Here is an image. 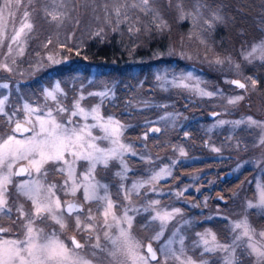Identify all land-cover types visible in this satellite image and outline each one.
I'll return each mask as SVG.
<instances>
[{
  "label": "rangeland",
  "instance_id": "rangeland-1",
  "mask_svg": "<svg viewBox=\"0 0 264 264\" xmlns=\"http://www.w3.org/2000/svg\"><path fill=\"white\" fill-rule=\"evenodd\" d=\"M37 1L0 0V115L15 121L18 113L25 111L26 117L38 124L39 137L30 146L24 143V153H32V148L38 151L35 158L32 156L37 169L50 159L55 162L56 188L62 190L64 198L59 192L52 193L43 175L24 182L20 196L32 198L36 215L25 222L28 234L0 237V264H264V223L258 224L259 216H264V90L246 73L258 65L260 69L264 62V0L253 17L263 35L236 46L231 38L220 37L222 33L216 39L218 24L226 23L227 17L205 0H145L139 4L137 0H103L96 15L85 14L91 17L87 25L78 2L75 19L62 17L64 24L71 19L75 23L73 29L59 24V33L67 30L69 39L86 26L98 31L99 24L111 22L134 24L139 41L151 36L148 31H139L150 28V23H160L162 29H153L159 35L164 34V28L170 31L171 42L164 50L153 51L152 56L172 61L153 67V82L145 86L149 73H140L138 67L133 70L137 82L123 109L148 113L142 121L147 128L141 137L133 138L127 134L133 123L114 107L118 102L115 84L99 78L97 69L73 95L59 79L51 85L41 82L37 92L25 91L22 84L59 63L69 66L75 52L68 44L53 46L39 55L43 43L39 34L42 29H52L54 23L42 28L40 21H35ZM63 1V7L70 3ZM186 19L191 22L190 29L181 28L180 22ZM232 32L230 37L236 34ZM20 58L26 62L18 63ZM180 61L184 66L178 68ZM232 77L247 82L248 95L230 83ZM154 107H159L158 111H152ZM219 110L221 114L211 119V112ZM198 123L208 144L200 152L190 151L183 140L192 135L188 127ZM154 124L162 128L159 136L149 133ZM9 138L5 143L0 140V163L5 149L19 146ZM202 158L214 160L195 172L194 180L210 173L219 179L230 172L243 177L234 191L214 192V197L228 195L227 205L218 200L209 206L208 193L201 199V206L213 207L210 217H227L228 239H224L221 227L218 231L195 222L199 217H193V211L161 199L173 193L175 200L190 208L196 205L185 194L193 183H165L174 177L179 162ZM135 164L154 165L148 175L140 176L137 171L141 169ZM114 178L120 198L113 193ZM143 191L146 195L140 200L137 196ZM4 199L0 197V213ZM70 200L84 203L86 211L67 214L64 203ZM21 202L25 201L18 199L16 206L24 207ZM3 223L0 217V226ZM7 225L9 232L14 231L11 223ZM71 236L82 245L76 247ZM148 242L158 251L157 260L149 257Z\"/></svg>",
  "mask_w": 264,
  "mask_h": 264
},
{
  "label": "trees",
  "instance_id": "trees-1",
  "mask_svg": "<svg viewBox=\"0 0 264 264\" xmlns=\"http://www.w3.org/2000/svg\"><path fill=\"white\" fill-rule=\"evenodd\" d=\"M67 1L68 0H66V2ZM141 1L145 3V0H137L136 2L139 4ZM205 1H209L210 4L216 8V10H222L225 13V17H227L225 19L226 23L220 22L218 24L219 26L215 33L216 39L219 37V33H222L220 34V37L225 35L227 37V41L231 38L230 40H232V43L236 46L240 43H247V40L249 41L254 37V39L257 37L260 38L263 35L260 30L261 28H257L253 19L254 14H257L261 9L263 0ZM78 2L83 14L84 25H87L89 18H91L85 17V14L96 15L99 11L97 7H99L101 3H104L103 0H70V3L67 4L66 7H63V0H38L34 4V13L37 16H35V21H40L38 23H41L42 28H44L47 24L50 25L51 23H54V27L52 29H42L39 34L40 36L38 38L43 42L42 48L40 49L42 52L39 55H44L45 52L51 50L53 46H66L68 44L73 46L72 49H75V52H73L74 56L69 66L63 62L57 64L54 68L41 72L39 71L38 74L31 78L29 82L22 84L24 85L23 88L28 92H37L41 82H46L51 85L56 81V79H59L65 86H67V89L71 91V95H73L77 92L81 83L88 82L91 72L94 69H97L99 78L102 77L103 79L109 80L110 83H114L116 86V98L118 102L114 104V107L115 105H118V110L124 112L123 115L125 116L126 121L133 123L132 126L128 127V136L130 138H133V136L141 137L142 131L147 128V126L142 125V121L147 118L148 113L145 110L140 109H131L129 111H125L123 109L124 105L128 104V99L132 95L131 93L137 82V78L133 73V70L135 67H138L140 73L144 74L145 72H148L149 76L151 74V79L149 76L147 77V80L144 83L145 86L149 84L148 82H150V80L153 82V67L155 65H164V62L170 63L172 61L169 59V61H164V57L160 58V60H155L152 56L153 51L158 49L164 50V48L171 42L170 31H165L164 28V34L159 35L158 33L160 32L153 29H160V23H150V28L146 26L143 30L139 28V31H148L151 33V36L143 38L142 41H139L140 39L135 36L137 31L134 30V24L129 23L127 25L125 22L118 26L116 22H111L99 24L100 29L98 31L95 30V28L86 26V29H80L78 32L79 34H76L74 39H69L68 37L70 36H68L67 30H65L63 34L59 33L61 26L59 24H64V22H62V17L64 16H71L75 19V7ZM190 2H192V0L189 1V3ZM101 6L103 7V4ZM106 9L111 15L115 14V10L113 8L107 7ZM146 15L147 18H152L151 13L147 12ZM53 17H55V20ZM72 22L73 19H71L67 24H64L66 29L74 28L75 23ZM177 23H179V20ZM137 24H139V22ZM180 25L182 29H190L191 22L186 19L185 21L180 22ZM46 29H49V26H47ZM232 31L236 34H233L234 36L230 37V33ZM34 42L31 47H33ZM60 48L63 50V47ZM58 50H55V52H60ZM32 51L33 50L29 52V55L32 54ZM63 56L65 55L63 54ZM24 58L27 60L26 56H24ZM24 58H20L18 63H25L26 61ZM178 63V68L184 66V63L181 61ZM257 67H259V65ZM255 71H258L257 76L254 74ZM248 73L251 74L252 78L258 83L261 87L260 89L264 90V62L260 69L252 68ZM23 75L20 74V76ZM221 83H223V81H221ZM95 85L96 84H94V86ZM223 85H226V83H223ZM87 86V88H89V84ZM158 109L159 107H154V109L152 108V111H158ZM188 129L191 130L192 137L189 140L184 139V143L190 151L191 149H195L200 152V149L205 148L206 146L204 142L205 133L200 126V123L190 125ZM241 132L244 133V130H241ZM223 135L224 134H221V137ZM216 137H218V135ZM212 160L214 159L206 160L205 158H202L193 160L192 162H179L176 166L174 177L165 183L169 184L175 180H178L177 186L193 183V188L185 194L189 200L196 201V205L190 208L188 204L181 202L180 200H175L173 193H168L165 197L162 196L161 199L164 200L166 204H171L172 201H176L179 205L185 207L187 211H193L191 212L192 216L195 218L199 217V219H195V222H199L200 224L213 229L216 228V230L221 227V231L225 236L224 239H228L230 235V229L228 227L229 220L227 217H221L219 215H213L210 217V209H213V207L208 208V205H212L213 201H218L213 195L214 192H224L228 190H231V192L234 191L239 186L240 182L243 183V177H234L232 180L222 181L215 176L216 174L214 175V173H210L209 175L202 176L201 178L198 177L194 180L193 176L195 175V172L206 168ZM153 165L149 167L145 165V167H143L140 164L139 166L136 165L137 168L141 169L140 171H137V173L141 174L147 172L153 167ZM207 193L209 194L210 203L203 207L201 206L202 194L206 195ZM225 193L230 194L228 192ZM140 200L144 199L141 198ZM229 200L225 203V205L230 203ZM238 204L239 202L236 205ZM259 217L262 219H260V223H258V221L257 223H264V216Z\"/></svg>",
  "mask_w": 264,
  "mask_h": 264
},
{
  "label": "flooded vegetation",
  "instance_id": "flooded-vegetation-1",
  "mask_svg": "<svg viewBox=\"0 0 264 264\" xmlns=\"http://www.w3.org/2000/svg\"><path fill=\"white\" fill-rule=\"evenodd\" d=\"M256 69H258V67ZM246 73H248V72H246ZM254 74L257 76L258 71H255ZM248 75H250L252 77L251 74L248 73ZM234 79H240L243 82H245V84L247 82L244 81L243 79H241L240 77H232L231 81H230V83L232 85L236 86L238 91H242L248 95V88H247L248 85H246L245 87H239L238 85L233 83ZM232 85H230L231 86L230 88H232ZM247 95H246V97H247ZM115 107H116V110H118V105H115ZM216 112H219V113L213 118L210 117L211 119H214L221 114L220 110L216 111ZM212 113H214V111L211 112V114ZM18 114L20 115V117L17 118V120H15V121H8V118L5 114L0 115V140H1V142L5 143V141H8L7 139H10L9 137H12L14 139L12 141L19 142V144L16 143V145H19L18 147L13 146L7 152L5 149L4 153H6V154L1 156L4 159L0 163V197H2V198L5 197V199L1 203L2 213H0V217H1L2 222H4V223L0 226V237L5 236V235L6 236L11 235L14 237H18L20 235V233H23V232L25 234L29 233L28 226L25 224V222L26 221H32V219L36 215V211H35V208L33 207L34 203H33L31 197L24 196V195L20 196V192H19L20 187H22L25 184L24 183L25 181H29V180H32L35 178L39 179L43 175L44 183L47 182L46 185L48 187L51 186L52 193L55 195V193L59 192L60 196L62 198H64V193L62 192V190L60 188H56L57 169H56V165L54 164L55 162L52 159H50L47 161L46 165H43L42 167H39L37 169L34 166L33 159L37 155L38 151L35 150L34 148H32L30 150V151H32V153H30V152H26L27 154L24 153L25 152L24 147H23L24 143L28 146H30V144H34L36 138L39 137L40 128H39L38 124H36L32 120H29L26 117L28 114L25 113V111H22ZM68 119H70V117L69 118L67 117V119H66L67 121H70ZM18 124H19V126H18ZM191 137H192V135L190 136V138ZM207 144H208V142H207ZM207 144H206V146H207ZM13 145H15V144H13ZM32 156L34 157L33 159H32ZM130 160H132V158ZM214 162L220 164V163H223L224 161H214ZM143 163H145V162H143ZM151 169L148 170L147 172L141 173L140 176L148 175L150 173ZM234 177H235V174L233 173L232 176L223 175L220 179L222 181H227V180H232ZM112 187H113V191H114L113 193L115 194V197L117 196V198H120L118 196V194L120 193V191H118L119 190L118 189L119 183L117 182V180L115 178L112 181ZM219 192L221 193L223 191H219ZM145 195H146V191L145 192L143 191L140 194H138V198L139 199L144 198ZM199 195H201V194H199ZM215 198H216V200H219L223 203H227L228 200L230 199L229 196L224 195V194L223 195L219 194ZM18 199L25 201L24 204H23V202H21L24 205V207L20 208V207L16 206V204L18 203ZM62 201H63V199H62ZM72 201L82 203V202L77 201V200H70L68 202H65L64 203V210L69 215L74 214V212L68 213L66 210V205H67V203L72 202ZM82 204L84 205V209L79 210L80 212L81 211L84 212L87 209L86 205L84 203H82ZM45 211H46V209L44 210V212ZM79 211H75V212H79ZM41 218H42V216H41ZM39 222H41V220H39ZM9 223L12 224L11 228L14 229V231L9 232L6 229L7 227H9V225H7ZM50 225H51V223L48 224V228H50ZM71 241L74 244L73 236H71ZM79 242L81 243L80 245H78V246L75 244L74 245L76 247H80L82 245V242L81 241H79ZM20 243H21L20 245H25L24 241H22V242L20 241Z\"/></svg>",
  "mask_w": 264,
  "mask_h": 264
},
{
  "label": "water",
  "instance_id": "water-1",
  "mask_svg": "<svg viewBox=\"0 0 264 264\" xmlns=\"http://www.w3.org/2000/svg\"><path fill=\"white\" fill-rule=\"evenodd\" d=\"M233 83L236 84V85H238L239 87H245V86H246L245 82H243V81L240 80V79H234V80H233ZM218 113H219V112H214V113H212V114L210 115V117L213 118V117H215ZM68 120H70V119H68ZM18 126H19V124H18ZM161 131H162L161 126L156 125V124L152 125V126L149 128V132H150V134L155 135V136H159L160 133H161ZM232 175H233L232 172L228 173V176H232ZM82 209H84V205H83L82 203H78V202H76V201L69 202V203H67V205H66V210H67L68 213H73V212H75V211H79V210H82ZM73 241H74V244L77 245V246L81 244V243L79 242V240H78L75 236H73ZM146 250H147V252L149 253V257H150L152 260H157V259L159 258V253H158V251L156 250L155 246H154L151 242H148V243H147V245H146Z\"/></svg>",
  "mask_w": 264,
  "mask_h": 264
}]
</instances>
